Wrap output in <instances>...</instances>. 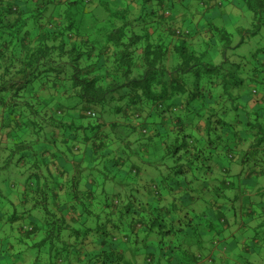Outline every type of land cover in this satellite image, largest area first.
I'll use <instances>...</instances> for the list:
<instances>
[{"label": "trees", "instance_id": "trees-1", "mask_svg": "<svg viewBox=\"0 0 264 264\" xmlns=\"http://www.w3.org/2000/svg\"><path fill=\"white\" fill-rule=\"evenodd\" d=\"M228 1L252 17L236 41L204 0H0V264L9 231L31 264H237L189 216L236 189L219 172H264V0Z\"/></svg>", "mask_w": 264, "mask_h": 264}, {"label": "rangeland", "instance_id": "rangeland-1", "mask_svg": "<svg viewBox=\"0 0 264 264\" xmlns=\"http://www.w3.org/2000/svg\"><path fill=\"white\" fill-rule=\"evenodd\" d=\"M205 2H207V5L209 4V0H204ZM218 1V0H217ZM225 3V0H223ZM207 5L202 6V8H206ZM177 7H180L179 5H177ZM214 8V7H213ZM213 8L211 9V6L209 9H205L204 11V18H212V21L216 22L218 25L221 26H226L227 29L231 30L232 32H234V36L233 38L236 40H239V31L236 30V26H241V27H246V28H250V25L252 23V17L251 15H249L248 12H245V14L242 15H236V14H229L226 12H223V14L225 15H221L220 18H218V15H213L211 17V15L213 14L212 11ZM201 10V8H200ZM188 11L189 13L195 12V7L193 4H190L188 8H186L185 10H183V12ZM214 12V10H213ZM262 34L261 32H259L257 35ZM249 40L252 41V44L255 42L256 39H260V37L254 36H248ZM264 37V36H263ZM249 44V42H247ZM246 43L242 45L241 49H238L239 51L246 53L248 52V44ZM232 51L228 50V55H231ZM207 60L214 62V63H218L221 60V56L220 54H217V52H215L214 50H211L208 55H207ZM218 160V163L220 165H226L227 164V159L220 157V158H216V161ZM230 168L233 171H236L235 169V163H231ZM253 169V164H250V166H244L243 171L241 174H237L234 175L232 173H224V172H219L218 173V177H220V182L222 181V179L224 177H226L228 180H232L234 181V184L236 186V189H222V192L224 195H222L221 193L219 194L217 191H215L214 189H210L209 192H207V197L202 199L203 196L200 197V199L196 200H192L189 205L190 208L193 209L194 211H190V217L195 220L194 222H199L198 219H200L201 217H199V215H202L201 212L204 213V215L207 216L208 221L211 222H215V230L217 233V235H215L216 232L214 231H208L207 230H202V236H204L206 239H208V247L213 248V250L217 249V246L222 245L225 243V241L227 240V243H225L226 247H228V250H233L236 252V254H238L237 256L235 255L236 259H243V256H245V254L241 253L243 249L247 248V255H251V252H249L250 250L253 249H257L258 247H263L264 248V226H260L257 230H256V237L259 241L260 244L255 246L254 242L252 241L251 238V234L252 232H248L247 230L245 231L243 229L242 224L243 223H247L248 221V214L245 208L242 207V196H249V197H253L255 196V200L252 203H249V205L256 211V208L259 207L261 205V203L263 202V206H264V172L262 174V176L258 175L257 173L255 174H250L249 176H247L246 174ZM220 171V170H219ZM239 171V170H238ZM120 175H118L119 177ZM226 179V180H227ZM220 187H223L222 184H220ZM116 189V187H114ZM118 189L123 190L124 187L122 186H118ZM148 188V187H147ZM210 188V187H209ZM196 189V188H195ZM141 191H143V187L141 188ZM162 191H164V187H162ZM195 196H199L201 193V190L196 189ZM144 194L146 195V190L144 191ZM219 218H226L228 220V222H236L235 226H237V222H240V225L237 226L238 229H236L233 232V236L226 238L225 240H223V237L221 235V231L224 229H227L228 227L225 226L224 228H222L224 221L223 220H219ZM25 222V221H22ZM15 226V225H14ZM204 226H201L200 228H203ZM201 230V229H200ZM223 234V233H222ZM142 237V236H139ZM217 238L220 241L219 242H211L212 239ZM191 240V238H190ZM217 243L216 246H214L213 244ZM202 247L203 244L199 243ZM212 244V245H211ZM133 245V244H132ZM195 246H199V245H195L193 244L192 249H195ZM134 248V245L132 247V249ZM200 248V247H198ZM204 248V247H203ZM210 249V248H209ZM209 249L204 248L203 251L207 252ZM42 250H40V253H37L35 250V255H34V259L36 256H40L42 257ZM128 253L131 252V258H135L134 255V251L132 250H127ZM241 254V255H240ZM15 257V256H14ZM15 259H17L15 257ZM42 259V258H41ZM14 259L12 258L13 262ZM10 262V263H11ZM225 264V263H222ZM243 264V262H242Z\"/></svg>", "mask_w": 264, "mask_h": 264}, {"label": "crops", "instance_id": "crops-1", "mask_svg": "<svg viewBox=\"0 0 264 264\" xmlns=\"http://www.w3.org/2000/svg\"><path fill=\"white\" fill-rule=\"evenodd\" d=\"M219 1V0H218ZM235 1V0H234ZM217 0H209V8L211 6V9L213 8V10H217V13L219 12H226V13H229V14H236V15H242V11L240 10V8L235 4V2H229L228 0H225V3L223 0H220V2H222V5L221 6H217V5H214V3H216ZM213 10H210L212 11L213 13ZM179 14V13H178ZM185 13H181L179 14L180 18L181 17H185ZM225 16V15H224ZM241 166H239L238 164L235 163V169L236 171L240 170ZM256 173L260 176H262V173H259L258 172V169H256ZM148 173H146L147 175ZM143 177H145L143 175ZM143 182L139 181L138 184L139 186L141 187H136L137 188V192H135V194H137L136 196L140 199H143V198H147V196L144 194V187L142 185ZM209 184L212 186V182H209ZM143 187V191H141V188ZM214 187H203V188H200V190L204 193V198L207 197V192L210 191V189H213ZM221 187H219L220 189ZM24 187L21 185V187H17L16 190H17V195L15 193L11 194L10 195V198L15 202L17 203L19 200H18V192H21L23 191ZM220 193L222 195L223 192L222 190H220ZM9 197V196H8ZM255 196L253 197H249V196H242V207L245 208L247 211V214L249 216L248 218V221L247 223H243L241 227H243V229L248 232H252L251 234V238L253 239V235H255L254 233L256 232V230L260 227V226H264V206H263V202L261 203V205L259 207L256 208V211L249 205V203H252L254 202L255 200ZM236 222H230L229 223V226L227 229H224L221 233L222 237H223V240H225L226 238H229L231 236H233V232L238 229L237 226L240 225V222H237V226H235ZM218 232H216L217 234ZM5 235H7L10 240L13 242L14 245H17V249L16 251L14 250L13 251V259L15 261V257L18 258L16 259L15 262H13V264H31L34 260V251L35 250H26L23 248V245L19 244L22 242V240H19L20 238H22L21 234H17L16 232H13V231H9V232H5L4 233ZM97 235L96 233L93 234V232H91L90 235L87 236V238L85 239L86 241V244L89 245L90 247H94L96 246V241H97ZM261 242V241H260ZM225 243H227V240L225 241ZM255 246L259 245V241L256 243L254 242ZM206 245V246H205ZM205 248L206 249H209L208 251L211 250V252H217L218 249L216 250H213V248L211 249V247H208V243H205L204 244ZM247 248L243 249L242 250V254L244 253L245 256H243V259L240 260L238 259L237 260V264H247V259L250 260V261H253L255 263H259V264H264V248L263 247H258L257 249H253V250H250L249 252H251V255H247ZM128 256H130L129 253H127ZM241 255V254H240ZM15 256V257H14ZM131 257V256H130ZM247 261V262H246ZM75 263V261H73ZM2 264V263H1Z\"/></svg>", "mask_w": 264, "mask_h": 264}]
</instances>
